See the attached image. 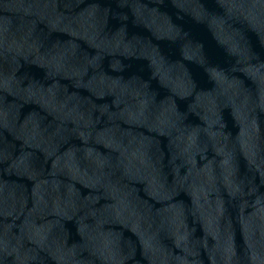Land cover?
<instances>
[{
	"label": "water",
	"instance_id": "water-1",
	"mask_svg": "<svg viewBox=\"0 0 264 264\" xmlns=\"http://www.w3.org/2000/svg\"><path fill=\"white\" fill-rule=\"evenodd\" d=\"M0 264H264V0H0Z\"/></svg>",
	"mask_w": 264,
	"mask_h": 264
}]
</instances>
